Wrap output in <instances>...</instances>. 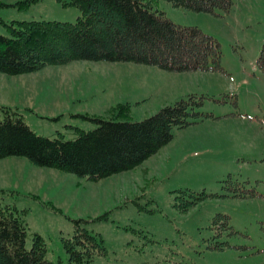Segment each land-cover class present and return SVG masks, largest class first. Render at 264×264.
I'll list each match as a JSON object with an SVG mask.
<instances>
[{"label": "rangeland", "instance_id": "374dc122", "mask_svg": "<svg viewBox=\"0 0 264 264\" xmlns=\"http://www.w3.org/2000/svg\"><path fill=\"white\" fill-rule=\"evenodd\" d=\"M17 1L0 0L1 34L16 20L74 21L80 14L59 0ZM154 7L215 37L222 69L72 59L0 71V103L34 132L64 139L97 125L86 116L138 120L178 99L187 102L186 122L137 165L97 179L5 156L0 205L24 221L26 247L33 232L42 236L52 264H76L61 236L77 226L101 238L104 249L90 264H264V74L255 65L264 0H231L227 10L211 12L166 0ZM121 102L125 114L117 112Z\"/></svg>", "mask_w": 264, "mask_h": 264}, {"label": "trees", "instance_id": "16d2710c", "mask_svg": "<svg viewBox=\"0 0 264 264\" xmlns=\"http://www.w3.org/2000/svg\"><path fill=\"white\" fill-rule=\"evenodd\" d=\"M28 1L16 3L20 7ZM59 1L78 8L80 14L74 21L16 20L15 26L8 24L9 35L0 33L1 72H28L72 59L128 60L167 70L222 69L218 40L195 25L173 22L162 9L154 7L157 0ZM166 1L173 6L209 12L214 8L227 10L231 3ZM255 65L264 74V40ZM116 107L118 113H126V103ZM186 114V100L178 99L138 120L86 116L97 125L87 130L76 128L75 137L64 139L60 133L48 137L34 132L18 111L0 103V157L24 156L35 165L97 179L140 163L168 141L173 125L180 127L186 122ZM74 231L71 237L61 236L68 259L76 264H90L92 253L104 249L101 238L78 226ZM26 233L17 212L7 204L0 205V264H52L45 258L42 236L33 232L30 246L26 247Z\"/></svg>", "mask_w": 264, "mask_h": 264}, {"label": "crops", "instance_id": "0c3cea01", "mask_svg": "<svg viewBox=\"0 0 264 264\" xmlns=\"http://www.w3.org/2000/svg\"><path fill=\"white\" fill-rule=\"evenodd\" d=\"M6 157H8V156H6ZM6 157L0 158V161H2V159L6 158ZM11 159H13L12 162H19L18 158H11Z\"/></svg>", "mask_w": 264, "mask_h": 264}]
</instances>
